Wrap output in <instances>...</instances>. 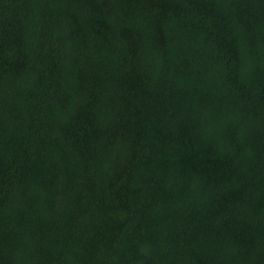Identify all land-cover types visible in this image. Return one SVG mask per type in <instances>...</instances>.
Here are the masks:
<instances>
[{"label":"trees","instance_id":"16d2710c","mask_svg":"<svg viewBox=\"0 0 264 264\" xmlns=\"http://www.w3.org/2000/svg\"><path fill=\"white\" fill-rule=\"evenodd\" d=\"M0 264H264V0H0Z\"/></svg>","mask_w":264,"mask_h":264}]
</instances>
